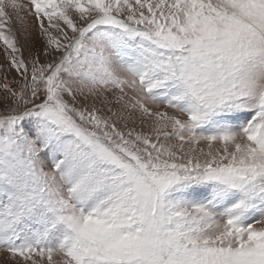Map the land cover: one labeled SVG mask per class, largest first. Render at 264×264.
I'll list each match as a JSON object with an SVG mask.
<instances>
[{"label":"snow or ice","instance_id":"snow-or-ice-1","mask_svg":"<svg viewBox=\"0 0 264 264\" xmlns=\"http://www.w3.org/2000/svg\"><path fill=\"white\" fill-rule=\"evenodd\" d=\"M0 41L5 264H264V0H0Z\"/></svg>","mask_w":264,"mask_h":264},{"label":"rangeland","instance_id":"rangeland-1","mask_svg":"<svg viewBox=\"0 0 264 264\" xmlns=\"http://www.w3.org/2000/svg\"><path fill=\"white\" fill-rule=\"evenodd\" d=\"M21 2L26 3L27 0H21ZM9 15L11 16V21L9 26L16 32L18 38V46L21 47L23 57L28 62L29 68L31 66V60L36 54L40 55L41 62L46 59H51L50 57H45L43 55V49L46 43L45 37L40 34L39 26L35 21L34 16L26 15V23L21 24L15 13L11 9H7ZM46 26H47V22ZM5 46L2 41H0V84L4 82L9 83L12 87H18L19 83H22V77L16 72L14 68L11 67L7 55L4 51ZM0 96H3V90L0 89ZM106 113V109L104 110ZM11 257L8 253L0 250V264H5V261H10ZM22 264V262H20Z\"/></svg>","mask_w":264,"mask_h":264}]
</instances>
